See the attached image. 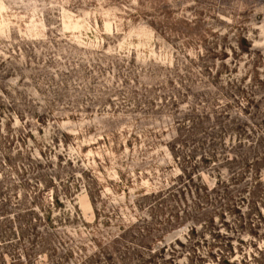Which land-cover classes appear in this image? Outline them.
<instances>
[{
    "label": "rangeland",
    "instance_id": "obj_1",
    "mask_svg": "<svg viewBox=\"0 0 264 264\" xmlns=\"http://www.w3.org/2000/svg\"><path fill=\"white\" fill-rule=\"evenodd\" d=\"M263 155L264 0H0V178L11 226L31 232L30 217L44 236L19 245L0 228V264H121L132 241L101 247L149 218L138 198ZM234 192L241 211L165 264L261 261L264 235L233 231L241 213L264 219V195L255 210ZM189 225L158 235L185 242Z\"/></svg>",
    "mask_w": 264,
    "mask_h": 264
},
{
    "label": "trees",
    "instance_id": "obj_2",
    "mask_svg": "<svg viewBox=\"0 0 264 264\" xmlns=\"http://www.w3.org/2000/svg\"><path fill=\"white\" fill-rule=\"evenodd\" d=\"M263 158L264 155L258 160H253L250 164L246 156L240 157L241 166L237 168V159L227 156L222 158V161H224L222 165L226 167L228 174L227 176H223L220 174V170L211 186H208L201 180L199 171L196 170L194 172L192 171L193 168L189 171L183 169L166 187L156 192H150L149 194L143 195L140 199H137L138 205L148 210L149 218H140L133 224L127 225L126 227L122 226L121 231L102 246L101 249L105 247L113 249L121 242L127 240L132 241L135 247L131 250L129 247H126L127 249L121 264H130L131 259H135L132 262L133 264L173 263L175 258L180 254H184V252L188 251V254H196L198 241L207 232H211V229L216 228L215 216L221 221V219H224L226 211H241L240 205L238 206L240 202L233 201L235 190L236 192H248V196L250 197L248 206L251 209L254 208L257 210L256 203H258V198L260 197L259 193H263L262 195H264V182L260 179L261 173L259 170V165ZM205 159L212 165L211 167L218 168L220 166L212 160L214 156H209ZM250 175L251 177L247 178ZM252 179L253 181L251 182ZM4 187L5 181L3 178H0V228L11 226V221L14 217V215H10V210L7 208L8 198L6 194L4 195L6 189ZM244 199L241 198V203ZM171 201L177 203L178 207L172 205L170 203ZM188 201L192 203L189 206L190 210H187ZM179 203L185 206L181 208ZM180 210L182 211L181 214H179ZM28 214L30 216V213ZM158 214L162 219L157 223L156 218ZM240 215V218L246 221L243 224L239 223L238 228L234 229L233 232L235 235H239L242 232H248L257 238L264 235V219L262 217H259L258 223L253 225L248 220V217H243L242 213ZM23 218H27V227L31 229V232H28L25 228H20L18 234L13 226H11L9 232L6 235H2L1 238L3 241L13 238L16 239L15 241L19 245L22 243L33 245L44 241V236L37 231V225L33 219L30 217H22L21 219ZM49 219V216H46V220ZM186 221H189L190 225L185 242H180L177 239L173 241L179 245V249L175 247V243L173 242H163V236L158 235L167 226ZM223 222L226 223L225 219ZM197 226H200V228L197 229ZM230 253L227 255H230ZM167 254L168 256H166ZM258 254L261 258L258 264H264V243L259 248ZM255 257L253 256L254 259H256ZM95 258L97 259L96 256ZM194 258L197 257L194 256ZM32 263L29 260L28 264ZM229 263L227 256L220 261V264ZM49 264L67 263L56 260L51 261ZM80 264H95V260L88 259Z\"/></svg>",
    "mask_w": 264,
    "mask_h": 264
}]
</instances>
